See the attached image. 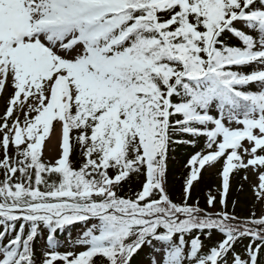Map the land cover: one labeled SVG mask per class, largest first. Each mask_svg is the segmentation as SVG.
Instances as JSON below:
<instances>
[{
	"label": "snow or ice",
	"instance_id": "snow-or-ice-1",
	"mask_svg": "<svg viewBox=\"0 0 264 264\" xmlns=\"http://www.w3.org/2000/svg\"><path fill=\"white\" fill-rule=\"evenodd\" d=\"M0 109V264H264V0H0Z\"/></svg>",
	"mask_w": 264,
	"mask_h": 264
},
{
	"label": "trees",
	"instance_id": "trees-1",
	"mask_svg": "<svg viewBox=\"0 0 264 264\" xmlns=\"http://www.w3.org/2000/svg\"><path fill=\"white\" fill-rule=\"evenodd\" d=\"M184 152L180 153V157L182 158L184 156ZM183 171L182 167L180 164H177L174 169H173V173L170 177V180L173 184V194H174V198L178 197L180 194V175L181 172ZM239 180V178H237ZM217 184L216 179L214 177H208L205 174V180L204 182L196 189V191L193 193L194 198H198L200 200L201 205L203 206L205 203V197H206V193L209 190V186H212V190H215V185ZM245 189H247V184H245ZM246 193V192H245ZM233 195L235 196V192L233 193ZM240 200L242 201V203L240 205L237 206V212L238 214H243L244 209L245 208V203H243V201L247 200L245 198V194L240 196ZM78 231V229H77Z\"/></svg>",
	"mask_w": 264,
	"mask_h": 264
},
{
	"label": "rangeland",
	"instance_id": "rangeland-1",
	"mask_svg": "<svg viewBox=\"0 0 264 264\" xmlns=\"http://www.w3.org/2000/svg\"><path fill=\"white\" fill-rule=\"evenodd\" d=\"M0 110H2V109H0ZM207 175V174H206ZM208 176V175H207ZM209 177V176H208ZM211 177H214L215 178V176H211ZM216 179V178H215ZM216 182L218 183V181L216 180ZM245 198L248 200V201H250V199H251V193L250 192H246L245 193ZM245 208H243L244 209V212H243V214H241V215H246L247 214V211H248V209H247V206L245 205L244 206Z\"/></svg>",
	"mask_w": 264,
	"mask_h": 264
}]
</instances>
